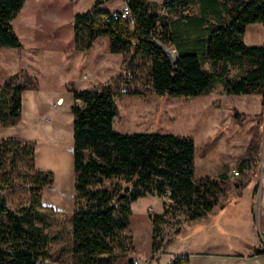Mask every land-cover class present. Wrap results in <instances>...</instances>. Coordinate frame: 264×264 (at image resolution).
Returning a JSON list of instances; mask_svg holds the SVG:
<instances>
[{
    "label": "trees",
    "instance_id": "trees-1",
    "mask_svg": "<svg viewBox=\"0 0 264 264\" xmlns=\"http://www.w3.org/2000/svg\"><path fill=\"white\" fill-rule=\"evenodd\" d=\"M108 1L97 0L93 8L75 15L77 51H89L106 37L113 53L131 55L126 70H135L138 60L148 63L150 87L157 95L196 98L222 84L228 95H261L264 103V43L252 47L244 41L249 25H264V0H169L163 14L149 0H124L132 9L133 23L115 20L112 12L101 10ZM25 3L0 0V48H23L12 22ZM193 6H199L197 14L192 13ZM164 46L177 48V63ZM233 67L240 68L239 76L230 75ZM31 85L38 88V78L24 70L0 83V128L20 122L23 92ZM73 96L83 102L72 107L73 244L63 247L73 264H117L126 258L134 249L133 238L127 234L132 204L148 195L170 193L171 199V203L164 202L162 214H151L154 254L162 245L159 237L175 227L178 217L188 223L223 207L221 199L232 186L231 176L196 178L194 139L117 132L113 81L91 91L73 90ZM234 118L245 123L249 115L235 109ZM36 147L34 141L0 138V264H47L53 259L51 245L56 238L50 234L53 223L43 204V192L54 185L55 178L52 172L36 168ZM245 168L240 165L242 172ZM20 189L28 200L14 210L5 194ZM186 260L177 257L171 264Z\"/></svg>",
    "mask_w": 264,
    "mask_h": 264
},
{
    "label": "rangeland",
    "instance_id": "rangeland-1",
    "mask_svg": "<svg viewBox=\"0 0 264 264\" xmlns=\"http://www.w3.org/2000/svg\"><path fill=\"white\" fill-rule=\"evenodd\" d=\"M96 1L26 0L23 9L12 22L24 47L21 50L0 48V82L7 76L4 65L11 60L4 51L13 53L14 56L9 66L11 68H8L7 71L15 70L14 67L20 64L15 56L21 57L22 54L24 55L22 62L35 58L42 61L40 62L42 64L41 70L48 65V61L61 65L63 55L70 51L75 43V15L93 8ZM121 1L112 0L108 8L118 7L121 5ZM150 1L154 8H158L159 13L163 14L165 12L164 3L169 0ZM159 4L160 6H158ZM191 11L197 14L199 6H193ZM174 18L178 17L175 16ZM244 41L248 46H261L264 43V25L262 23L249 25L244 35ZM95 43H110V40L103 37ZM166 47L174 48L178 53L175 46ZM23 49L28 52H23ZM34 51L37 55L31 57L29 54ZM130 57L131 55H125L121 71L115 78L104 84L113 81L116 89L115 100L118 106V117L115 122V130L120 132L125 127L128 133H159L191 137L197 146L195 156L196 178L206 175L218 178L221 170H225V165H228L227 161L234 163L235 168L245 164L246 168L243 172L239 169V176L232 177L230 175L232 186L227 194L222 197L221 205L231 203L236 199L235 186L238 185L244 189L237 192L239 194L236 199L239 202L237 205H264V195L261 198V195L264 194V103H261L259 96H252L254 97L253 100L246 98L242 102L235 98L236 96H226L225 100L228 103L236 104L243 109L246 107L247 112L236 106L222 107L219 111H214V108L199 107L192 104L194 97L160 96L154 93L150 87L148 63L138 60L135 62V70H126ZM223 69L224 66L220 68L221 71ZM24 71L27 73L26 70ZM120 75H122V80L119 81ZM230 75L239 76L240 68H231ZM128 81L130 83L127 84ZM128 92L138 94H128ZM215 94L218 101H224L221 86H216ZM235 109L249 115V119L245 123L236 122L234 120ZM231 169L232 167H230ZM254 187L255 190L253 191ZM23 189L16 192L9 191L5 194L14 210L19 205L27 203L28 198L24 195ZM253 192L255 196H258L256 199ZM236 201L234 202L236 203ZM164 202L162 197L148 195L132 204L134 214L131 220V228L137 250L131 251V257L137 258L141 264H149L147 260L151 250V214L161 213ZM48 216L53 223L50 229L51 236L56 239L60 238L63 246L72 245L73 223L71 217L54 212L49 213ZM260 223L258 213L257 225L252 227L247 224L244 226V231L249 239L254 240V243L257 237L259 239L258 244L264 247V234ZM217 224L209 227L207 236L195 240L189 232L188 235L184 236H177L173 233L169 238L170 245L165 248L164 254L151 262H155L154 264H171L178 255L187 250L199 251L204 248L206 251L216 252L242 245L238 239L239 236L231 235L219 241V236L214 235ZM186 227L187 222L184 223L182 230ZM217 245H219L218 248L215 247ZM51 247L53 248L52 245ZM168 247L169 253L166 254ZM130 259L128 258L127 261ZM66 263L73 264L71 257L66 256Z\"/></svg>",
    "mask_w": 264,
    "mask_h": 264
},
{
    "label": "crops",
    "instance_id": "crops-1",
    "mask_svg": "<svg viewBox=\"0 0 264 264\" xmlns=\"http://www.w3.org/2000/svg\"><path fill=\"white\" fill-rule=\"evenodd\" d=\"M111 2L112 0L106 2L100 9L113 13L120 11L125 3L122 0L121 5L118 7L108 8ZM7 49L10 50L12 48ZM23 52L26 53L28 51L23 49ZM4 53L9 55L11 60L14 58L13 53L10 54L5 51ZM29 55L34 57L37 53L34 51L30 52ZM23 56V54L21 57L19 55L15 56V59L17 58V61L20 63L14 67L15 70L7 71L8 68H11L9 67L11 60L4 65L7 76L2 82L15 77L24 69L28 75L38 78L39 85L38 88L31 85L23 92V113L20 122L16 126L1 127L0 138L34 141L37 143L36 168L41 171L52 172L55 178L54 185L45 188L43 192V204L49 210L47 214L54 212L62 216L70 217L75 211V116L72 107L74 105H83L81 100H75L73 90L91 91L115 78L123 67L125 55L113 53L111 51V43H94L93 47L85 52L77 51L74 43L73 48L63 55L61 65H57L53 61H48V65L43 70L40 69L42 65L40 62L42 61L35 58L29 59L27 62H22ZM206 65L208 66L207 69L211 70L210 63ZM21 80V82L25 81L24 78ZM218 85L223 89L222 97L224 101L221 102L216 99L214 89L209 95L196 97L192 104L199 107L214 108V111H219L222 107H239L225 100L226 96L229 97L230 95L225 93L222 84ZM232 96H236L235 98H238L241 102L246 98H252L253 100L254 97L252 96H259L261 103H263V97L261 95ZM61 99H63V102L58 104V101ZM240 109L246 111V107ZM117 117L118 115L115 118V122ZM119 133L127 134L128 132L123 127ZM227 163L228 165H225V170H221L219 177L223 174L231 175V170L235 167V164L229 161ZM230 167H232L231 170ZM235 189L237 199V196H239L237 192H241L244 187H235ZM263 195H261V198ZM257 197L254 195L255 199ZM236 199L231 202L235 205H229L231 204L230 202L225 203L223 207L214 209L206 217L188 222L187 227L181 230L177 236H184L191 233L193 235L192 238L195 240L196 238L207 236L209 227H213L215 223H218L214 235L219 236V241L227 236H239L238 239L242 245L216 252L206 251L204 248L199 251H195L194 249L192 251L187 250L181 255L177 254L178 257L187 258L183 264H264V254H258V251L264 250V247L258 244L259 239L257 237L254 243V240L249 239L247 233L244 231V226L247 224L252 227L257 225L259 213L260 224L264 234V205H237L239 202ZM163 212L164 208L161 213H155L162 214ZM216 213L217 215H215ZM151 224V250L147 261L149 264H154L155 262H152L157 258L154 256L152 249V220ZM131 226L132 222L127 234L133 238L134 249L137 250ZM60 240L58 238L52 244L53 248L51 247V251L53 259L47 264H67L66 256L70 258V255H66L63 252L64 246ZM215 247L218 248L219 245ZM168 249L169 247L166 249V254L169 253ZM128 258H131L130 261H127ZM135 261L141 264L137 258H132L131 252H129L128 256L120 259L117 264H135Z\"/></svg>",
    "mask_w": 264,
    "mask_h": 264
},
{
    "label": "built area",
    "instance_id": "built-area-1",
    "mask_svg": "<svg viewBox=\"0 0 264 264\" xmlns=\"http://www.w3.org/2000/svg\"><path fill=\"white\" fill-rule=\"evenodd\" d=\"M113 18L115 20H126V21L130 20L133 23L134 22L133 21V12H132V9L130 7V4L128 2H125L123 8L120 11L113 12ZM62 102H63V99L59 100L58 104H61ZM239 175H240L239 168H235L234 167L231 170V176L232 177H236V176H239ZM169 195H170V193H168L166 196L162 197L164 199V201L167 202V203H171V199H170ZM175 222H176L175 227L167 229L159 237V241H161L162 245H161L160 249L158 250V252H156L154 254V256L156 258L161 257L164 254L167 241L169 240L170 236L175 232V230L183 228L184 223H185L184 217L183 216L178 217L175 220ZM135 264H139V262L135 261Z\"/></svg>",
    "mask_w": 264,
    "mask_h": 264
},
{
    "label": "bare ground",
    "instance_id": "bare-ground-1",
    "mask_svg": "<svg viewBox=\"0 0 264 264\" xmlns=\"http://www.w3.org/2000/svg\"><path fill=\"white\" fill-rule=\"evenodd\" d=\"M167 49H168L169 53L173 56V58H177L178 53L174 48H167Z\"/></svg>",
    "mask_w": 264,
    "mask_h": 264
},
{
    "label": "water",
    "instance_id": "water-1",
    "mask_svg": "<svg viewBox=\"0 0 264 264\" xmlns=\"http://www.w3.org/2000/svg\"><path fill=\"white\" fill-rule=\"evenodd\" d=\"M164 49H165V52H166L168 55L171 56L172 60H173L175 63H177V62H178V56H177V58H173V56L169 53L168 49H167L165 46H164Z\"/></svg>",
    "mask_w": 264,
    "mask_h": 264
}]
</instances>
